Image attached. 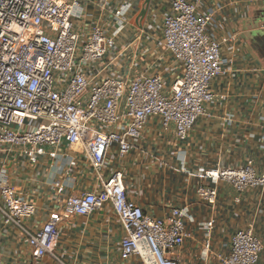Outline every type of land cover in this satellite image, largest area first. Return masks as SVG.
<instances>
[{
	"label": "built area",
	"instance_id": "1",
	"mask_svg": "<svg viewBox=\"0 0 264 264\" xmlns=\"http://www.w3.org/2000/svg\"><path fill=\"white\" fill-rule=\"evenodd\" d=\"M169 5L171 14L161 27L162 45L179 73L166 88L158 74H140L128 82L98 77L117 58L115 39L130 5L114 12L117 26L107 34L99 26L86 33L74 29L79 0H0V154L16 151L33 165L45 155L56 158L46 148L65 143L80 146L98 173L112 148L119 157L130 151L150 118H158L163 128L173 127L177 138L185 139L214 98L212 80L225 71L221 43L207 34L210 17L187 0H170ZM204 176L238 193L264 191V175L248 166L212 170ZM55 188L60 191L61 186ZM196 194L215 207V188L199 187ZM107 204L125 231L119 254L123 262L138 256L142 264H182L175 253L187 238L188 209L176 207L167 218H152L128 199L121 171L113 172L101 190L67 198L61 213L31 231L24 221L34 216L35 208L0 169V218L26 238L36 259L50 257L56 264H66L54 252L59 222L86 217ZM212 225L213 221L202 225L205 252L211 245ZM262 249L251 230H236L220 264H258Z\"/></svg>",
	"mask_w": 264,
	"mask_h": 264
},
{
	"label": "crops",
	"instance_id": "2",
	"mask_svg": "<svg viewBox=\"0 0 264 264\" xmlns=\"http://www.w3.org/2000/svg\"><path fill=\"white\" fill-rule=\"evenodd\" d=\"M79 1L81 10L72 22L82 33L99 26L109 34L117 26L114 12L130 5L115 39L117 58L100 79L128 82L140 74H158L165 87L170 86L179 73L162 45L161 27L171 14L170 0ZM187 1L210 17L207 34L221 43L225 73L210 84L214 98L205 115L183 140L173 127L165 129L158 118H150L140 137L131 142L130 151L119 157L112 148L98 173L80 146L65 143L46 148L56 158L45 155L33 165L19 152L0 154V169L8 183L35 208L34 216L24 221L29 230L41 228L52 214L61 213L67 198L97 192L113 172L121 171L128 199L152 218H167L172 208L188 209L187 238L175 253L182 264H220L239 229L251 230L261 241L258 264H264V191L252 188L238 193L204 176L212 170L247 166L264 175V0ZM55 184L61 186L60 191ZM199 187L217 190L215 207L197 196ZM209 221H213L211 245L205 252L202 225ZM58 231L54 252L66 264H142L138 256L126 262L120 259L125 231L109 204L86 217L62 219ZM0 264L56 262L50 257L36 259L26 238L16 228L3 225L0 218Z\"/></svg>",
	"mask_w": 264,
	"mask_h": 264
}]
</instances>
